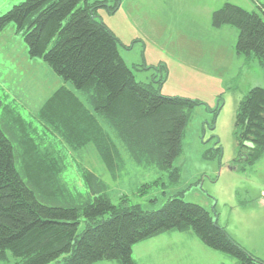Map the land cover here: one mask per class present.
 Masks as SVG:
<instances>
[{"label":"trees","instance_id":"obj_1","mask_svg":"<svg viewBox=\"0 0 264 264\" xmlns=\"http://www.w3.org/2000/svg\"><path fill=\"white\" fill-rule=\"evenodd\" d=\"M101 6L114 12L119 0L113 5L106 0H22L0 14V32L13 23L29 55L41 56L71 82L90 108L61 86L45 102L42 119L75 145L92 143L113 175L123 164L121 146L136 165L167 172L177 181L173 162L199 102L163 96L136 81L118 50V38L97 14ZM211 25L235 27L236 54L254 56L264 70V8L245 10L225 2L212 12ZM234 135L236 161L253 165L264 154V87L252 86L240 99ZM35 144L18 116L5 107L0 112V262L11 253L18 264H136L133 245L178 231L191 233L236 264H261L201 205L178 196L157 210L115 205L94 173L82 172L85 191L70 186L62 179L61 161ZM82 218L87 226L78 235Z\"/></svg>","mask_w":264,"mask_h":264},{"label":"rangeland","instance_id":"obj_2","mask_svg":"<svg viewBox=\"0 0 264 264\" xmlns=\"http://www.w3.org/2000/svg\"><path fill=\"white\" fill-rule=\"evenodd\" d=\"M20 1L0 0V14ZM120 1L114 12L101 6L97 14L118 38V50L136 81L151 85L163 96L199 102L173 162L179 171L177 181L167 172L136 165L121 146L123 164L113 175L92 143L75 145L72 138L42 119L45 102L61 86L90 108L85 95L71 82L57 75L41 56L29 55L13 23L0 32V112L5 107L11 110L37 148L61 161L62 179L68 185L85 191L81 174L90 171L118 206L127 203L143 211L157 210L174 196L201 205L232 240L264 264V203L260 202L264 154L253 165L236 161L234 135L238 103L253 85L264 86V70L254 56L252 62L237 56L235 27L216 30L210 26L208 10L218 9L225 0ZM107 3L113 5L116 0ZM86 226L82 218L78 235ZM69 255L60 256L58 262ZM132 258L136 264H236L191 233L178 231L133 245ZM18 260L8 253L0 264H18Z\"/></svg>","mask_w":264,"mask_h":264},{"label":"crops","instance_id":"obj_3","mask_svg":"<svg viewBox=\"0 0 264 264\" xmlns=\"http://www.w3.org/2000/svg\"><path fill=\"white\" fill-rule=\"evenodd\" d=\"M106 1H109V0H106ZM229 1H230V3L239 5L240 7H242L245 10H256L258 6H261L262 8H264V0H229ZM229 1L225 0L219 7H221L225 2H229ZM202 2H205V0H202ZM120 5H121V1L119 0V6L118 7H120ZM214 10L215 9H213V8L211 10H208V15H209V20H210L209 22H210L211 27H212V25H211V14ZM224 26H226V25H224ZM224 26H221L219 28H214V27H212V28L217 30V29L224 28ZM236 33H237V31H236ZM237 56L240 57V55H237ZM252 60H253L252 56L245 58V61H247V62H250V61L252 62ZM253 86H255V85H253ZM262 87H264V86H262ZM100 262H103V261H100ZM107 262H109V261H107ZM97 263H99V262H97ZM97 263H95V264H97Z\"/></svg>","mask_w":264,"mask_h":264},{"label":"built area","instance_id":"obj_4","mask_svg":"<svg viewBox=\"0 0 264 264\" xmlns=\"http://www.w3.org/2000/svg\"><path fill=\"white\" fill-rule=\"evenodd\" d=\"M260 202L264 203V191L260 193Z\"/></svg>","mask_w":264,"mask_h":264}]
</instances>
